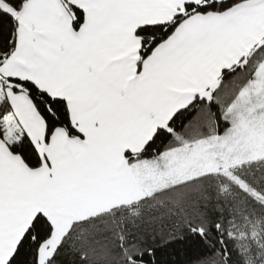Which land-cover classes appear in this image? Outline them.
<instances>
[{
  "label": "snow or ice",
  "instance_id": "obj_1",
  "mask_svg": "<svg viewBox=\"0 0 264 264\" xmlns=\"http://www.w3.org/2000/svg\"><path fill=\"white\" fill-rule=\"evenodd\" d=\"M0 264H264V0H0Z\"/></svg>",
  "mask_w": 264,
  "mask_h": 264
},
{
  "label": "trees",
  "instance_id": "obj_2",
  "mask_svg": "<svg viewBox=\"0 0 264 264\" xmlns=\"http://www.w3.org/2000/svg\"><path fill=\"white\" fill-rule=\"evenodd\" d=\"M11 25L6 21H0V43H3ZM171 237L167 233L163 239L158 235L155 246L160 249L162 264H191V258L201 251V246L196 238L187 240L177 239L175 243L166 244Z\"/></svg>",
  "mask_w": 264,
  "mask_h": 264
}]
</instances>
